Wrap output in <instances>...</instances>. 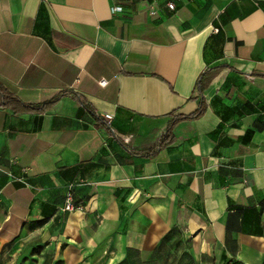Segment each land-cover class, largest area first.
Instances as JSON below:
<instances>
[{
    "label": "crops",
    "instance_id": "obj_1",
    "mask_svg": "<svg viewBox=\"0 0 264 264\" xmlns=\"http://www.w3.org/2000/svg\"><path fill=\"white\" fill-rule=\"evenodd\" d=\"M152 4L0 0V256L264 264V0Z\"/></svg>",
    "mask_w": 264,
    "mask_h": 264
},
{
    "label": "rangeland",
    "instance_id": "obj_2",
    "mask_svg": "<svg viewBox=\"0 0 264 264\" xmlns=\"http://www.w3.org/2000/svg\"><path fill=\"white\" fill-rule=\"evenodd\" d=\"M48 245L36 235L10 243L8 248L12 253L0 256V264H52L55 260L60 262V258L55 256ZM175 261V258H170L167 264H176Z\"/></svg>",
    "mask_w": 264,
    "mask_h": 264
},
{
    "label": "trees",
    "instance_id": "obj_3",
    "mask_svg": "<svg viewBox=\"0 0 264 264\" xmlns=\"http://www.w3.org/2000/svg\"><path fill=\"white\" fill-rule=\"evenodd\" d=\"M201 114H202V110L201 111H198L197 113L190 114V115H183V114L173 115V117L171 118L170 124H169V129H168L167 133L161 139L160 146L169 143V138H170V134H171L172 128L178 122L183 121V120H187V119H191V120L196 119ZM151 153L149 155H151Z\"/></svg>",
    "mask_w": 264,
    "mask_h": 264
},
{
    "label": "built area",
    "instance_id": "obj_4",
    "mask_svg": "<svg viewBox=\"0 0 264 264\" xmlns=\"http://www.w3.org/2000/svg\"><path fill=\"white\" fill-rule=\"evenodd\" d=\"M167 5H168V7H169L171 10H174V9L176 8V5H175L174 2H169ZM156 8H157V0H153V4H152V7H151V9H152L151 12H152V14H156ZM121 9H122V8L119 7V6L114 7V10H115V11H119V10H121ZM100 83H101L102 85H104V84H106V80H101ZM103 118H104L107 122L111 123V120H112V118H113V115H112V114H109V113H105V114L103 115ZM68 208H69V209H72V204H71L70 202L68 203Z\"/></svg>",
    "mask_w": 264,
    "mask_h": 264
}]
</instances>
